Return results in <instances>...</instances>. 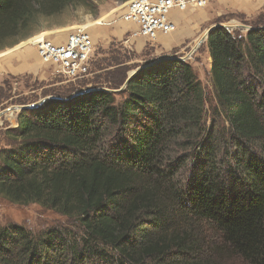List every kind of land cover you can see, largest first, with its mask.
Masks as SVG:
<instances>
[{
    "label": "trees",
    "instance_id": "16d2710c",
    "mask_svg": "<svg viewBox=\"0 0 264 264\" xmlns=\"http://www.w3.org/2000/svg\"><path fill=\"white\" fill-rule=\"evenodd\" d=\"M94 1L0 0V50ZM251 27L207 38L210 108L192 64L163 58L118 100L99 89L22 109L0 195L78 229L0 221V264H264V20Z\"/></svg>",
    "mask_w": 264,
    "mask_h": 264
},
{
    "label": "rangeland",
    "instance_id": "374dc122",
    "mask_svg": "<svg viewBox=\"0 0 264 264\" xmlns=\"http://www.w3.org/2000/svg\"><path fill=\"white\" fill-rule=\"evenodd\" d=\"M129 1L95 0V8L93 9H96V13L93 12L91 7L77 5L68 6L61 13L54 16L40 17L32 27L29 36H22L18 39V42L12 41L0 52L17 46L31 45L28 43L29 40L41 33L49 34L50 37L63 41L69 34L76 32L78 27L86 26L85 23L92 19H98L102 25L116 24L117 19L124 11L126 3ZM252 1L260 2L261 5L258 10L256 9L258 12L255 10V14L248 16L229 12L219 16L215 23L253 26V24L264 20V0ZM215 2H218V0H211L204 8L191 6L188 10L206 9ZM206 27L204 34L207 31ZM136 29L137 26L135 29L129 30L123 38L114 37L108 44H95L90 73L81 79L70 80L62 73L59 66L46 65L42 61H40L41 66L37 75L25 73L5 76L0 83V113L7 111L6 114L0 116V148L7 143L6 133L17 127V118L20 111H14V108L32 105L50 98H68L79 91L91 89L112 91L116 94L118 100L121 98L119 92L126 88V81L133 71L153 61L163 59L164 56L170 54H175L179 58H182L183 55H185L184 57L189 56L186 57V60L192 64L205 88L208 107L210 108L209 104L212 106L215 104L209 76L211 59L206 42L201 44L191 55H188L190 52L185 54L188 51L180 47L174 48L172 53H165L150 46L149 43L138 48L135 46V42L139 37L129 39V35ZM231 30H237L243 34L248 31L247 29ZM180 51L181 53H178ZM207 120L210 122V118H207ZM0 221L24 225L33 233H40L52 226L66 227L73 231L78 229L74 220L58 212L46 209L38 204H16L2 195H0ZM208 235L211 239H215L216 234L213 231L208 230Z\"/></svg>",
    "mask_w": 264,
    "mask_h": 264
},
{
    "label": "crops",
    "instance_id": "0c3cea01",
    "mask_svg": "<svg viewBox=\"0 0 264 264\" xmlns=\"http://www.w3.org/2000/svg\"><path fill=\"white\" fill-rule=\"evenodd\" d=\"M260 6V2L252 0H218V2L212 3L206 9H191L185 12L175 9L170 14L171 20L176 25L174 31L169 34L160 35L154 43L148 42L143 37L140 38L138 36L139 38H137L135 46L141 48L149 43L150 46L165 53H172L174 48L180 47L185 49V51L187 50L188 52L185 54H188L194 51L199 38H203L205 35L203 33L205 26H207V29L210 28L215 24L219 16L229 12L251 16L256 13ZM116 22L113 25H102L98 19H92L88 20L85 24L89 34L97 45L100 43L108 44L114 37L123 38L129 30L136 28L135 25L124 22L120 18ZM178 53H181V51ZM184 56L181 57L186 60ZM40 61L37 49L32 45L17 46L6 51H1L0 83L8 75H21L25 73L37 75L41 66Z\"/></svg>",
    "mask_w": 264,
    "mask_h": 264
},
{
    "label": "built area",
    "instance_id": "2783aa9c",
    "mask_svg": "<svg viewBox=\"0 0 264 264\" xmlns=\"http://www.w3.org/2000/svg\"><path fill=\"white\" fill-rule=\"evenodd\" d=\"M210 1L130 0L119 18L137 26V29L129 35V39L140 36L154 43L160 35L169 34L176 29L175 23L170 18L173 10L184 12L191 6L204 8ZM28 43L37 49L39 58L44 64L59 66L62 73L70 80L81 79L90 73L95 42L85 25L78 27L76 32L69 34L63 41L41 33L35 35Z\"/></svg>",
    "mask_w": 264,
    "mask_h": 264
},
{
    "label": "water",
    "instance_id": "95a60500",
    "mask_svg": "<svg viewBox=\"0 0 264 264\" xmlns=\"http://www.w3.org/2000/svg\"><path fill=\"white\" fill-rule=\"evenodd\" d=\"M218 26H225V27H227V28H229V29H247L248 31L252 28L251 26L234 25V24L224 25V24H221V23H215V24H213L210 28L207 29V31L205 32V35L203 36V38H201V39L199 40V42L197 43V45L195 46L194 51H195V50H196L201 44H203L204 42H206V40H207V38L209 37L211 31H212L213 29H215L216 27H218ZM194 51L190 52V55H191ZM164 58H179V57L176 56L175 54H173V55H167V56H164ZM181 59H182V58H181ZM140 68H141V67H140ZM138 69H139V68H138ZM138 69L135 70V71H133V72L129 75V77H128L127 81H126V85H127L128 81H129V79H130V78H131V77H132V76L138 71ZM94 90H95V89L79 91V92H77V93H74V94L71 95L70 97H68V99H70V98H72V97H74V96L81 95V94H83V93L89 92V91H94ZM47 99H48V98H47ZM57 99H66V98H57ZM43 102H44V101H40V102L35 103V104H32V105L18 106V107H16V108H14V111H15V110H16V111H17V110L21 111L22 109H25V108H33V107H37V106L41 105ZM6 112H7V111L0 113V116L6 114Z\"/></svg>",
    "mask_w": 264,
    "mask_h": 264
}]
</instances>
